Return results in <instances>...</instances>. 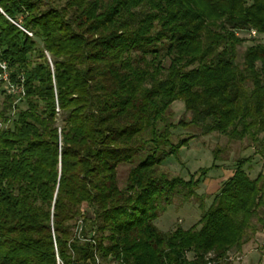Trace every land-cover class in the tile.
Listing matches in <instances>:
<instances>
[{"label":"trees","instance_id":"16d2710c","mask_svg":"<svg viewBox=\"0 0 264 264\" xmlns=\"http://www.w3.org/2000/svg\"><path fill=\"white\" fill-rule=\"evenodd\" d=\"M0 9V58L26 91L15 103L0 89V264H207L210 253L231 264L255 218L264 228V175L250 177V157L239 159L197 224L163 231L157 219L175 198L197 196L214 165L188 180L161 166L189 146L193 136L176 132L189 126L264 154V42L238 58L248 41L238 32L264 35V0ZM177 101L189 121L173 120Z\"/></svg>","mask_w":264,"mask_h":264},{"label":"rangeland","instance_id":"374dc122","mask_svg":"<svg viewBox=\"0 0 264 264\" xmlns=\"http://www.w3.org/2000/svg\"><path fill=\"white\" fill-rule=\"evenodd\" d=\"M238 35L248 39L238 48L239 59H242L246 47L254 42L253 39L264 42V35L257 36L255 31H240ZM3 98L4 96L0 95V103ZM172 112L175 122L182 118L189 121L191 118V114L185 111L183 101L175 102L172 105ZM176 132L181 136L193 137L189 141V146L182 148L178 155L168 158L162 164V170L172 177L181 176L188 180L192 174H195L194 177L197 178L199 175L197 171L200 168L212 165L214 167L200 184L197 196L188 201L175 198L173 204L157 219L156 224L163 231L173 230L177 226L187 229L197 224L202 215L200 203L204 202L206 207L212 203L223 182L233 175L239 159L250 157V161L245 166L250 177L255 178L259 173L264 175V154L261 153V146L250 139L232 141L227 136L216 132L206 135L195 126L178 128ZM215 149H220L216 161L213 154ZM130 168L131 164H122L119 167L118 177L121 185L124 184ZM254 223L256 231H249L241 249L231 251V264H264V228L257 223L256 218ZM212 257L214 254L210 253L208 260Z\"/></svg>","mask_w":264,"mask_h":264},{"label":"built area","instance_id":"2783aa9c","mask_svg":"<svg viewBox=\"0 0 264 264\" xmlns=\"http://www.w3.org/2000/svg\"><path fill=\"white\" fill-rule=\"evenodd\" d=\"M21 27V26H20ZM23 28V27H21ZM30 36L32 33L24 29ZM0 89L6 94L17 97L15 103H18L25 96L24 78H12V70L8 61L0 58ZM100 261L98 260V263ZM116 264H124L122 262ZM207 264H219L216 260H208Z\"/></svg>","mask_w":264,"mask_h":264}]
</instances>
